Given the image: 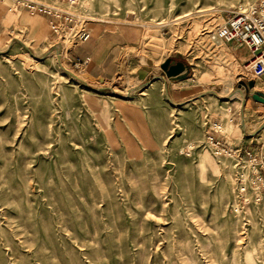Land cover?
Returning <instances> with one entry per match:
<instances>
[{
	"label": "rangeland",
	"instance_id": "374dc122",
	"mask_svg": "<svg viewBox=\"0 0 264 264\" xmlns=\"http://www.w3.org/2000/svg\"><path fill=\"white\" fill-rule=\"evenodd\" d=\"M254 7L264 20V0H0V264H264V80L211 39ZM123 24L112 82L68 60Z\"/></svg>",
	"mask_w": 264,
	"mask_h": 264
},
{
	"label": "crops",
	"instance_id": "0c3cea01",
	"mask_svg": "<svg viewBox=\"0 0 264 264\" xmlns=\"http://www.w3.org/2000/svg\"><path fill=\"white\" fill-rule=\"evenodd\" d=\"M40 23H46L51 26V21L43 16L39 18ZM136 30L128 24H123L116 28H96L87 33L88 38L83 41L80 37L74 42V45L66 52L68 60L86 61L83 65L87 75L99 82H112L117 76L120 65L126 62L130 56V48L132 47V37ZM232 50L240 56L248 57L246 48H236L233 43ZM183 82V81H181ZM180 82L172 83V85ZM177 86V85H176ZM189 85H178L177 87L168 86V96L173 104H180L192 97ZM189 90V91H188ZM264 95V92L261 93ZM251 104V103H249ZM261 113L260 118L264 121V104L256 107ZM231 119L232 123L234 121ZM222 126L229 128L230 123H222ZM218 132V131H217ZM222 134L221 132H218ZM223 135V134H222Z\"/></svg>",
	"mask_w": 264,
	"mask_h": 264
},
{
	"label": "built area",
	"instance_id": "2783aa9c",
	"mask_svg": "<svg viewBox=\"0 0 264 264\" xmlns=\"http://www.w3.org/2000/svg\"><path fill=\"white\" fill-rule=\"evenodd\" d=\"M24 8L31 15L53 16L59 18L58 15L50 13V10L41 5L34 3L25 4ZM51 21V28L55 31L56 23ZM64 22L70 21L68 15L63 18ZM56 32V31H55ZM88 34H82L80 38L85 41ZM211 39L223 44L233 43L236 48L244 47L248 51V61L245 70L254 78L264 80V20L256 14L255 7L250 13H236L228 18L225 23L218 27ZM86 61L76 60L75 67H82ZM212 141V138L209 137ZM236 153V152H235ZM246 157H253L252 153L245 152ZM256 157H253V161Z\"/></svg>",
	"mask_w": 264,
	"mask_h": 264
},
{
	"label": "water",
	"instance_id": "95a60500",
	"mask_svg": "<svg viewBox=\"0 0 264 264\" xmlns=\"http://www.w3.org/2000/svg\"><path fill=\"white\" fill-rule=\"evenodd\" d=\"M160 69L169 80H175L179 77L186 79V76L183 74L186 72L187 66L182 61L174 63L173 59L168 58L160 65ZM249 87H253V83H249ZM251 98L255 102L264 104V95L260 92L253 93Z\"/></svg>",
	"mask_w": 264,
	"mask_h": 264
},
{
	"label": "bare ground",
	"instance_id": "6f19581e",
	"mask_svg": "<svg viewBox=\"0 0 264 264\" xmlns=\"http://www.w3.org/2000/svg\"><path fill=\"white\" fill-rule=\"evenodd\" d=\"M241 10V9H240ZM244 13V12H243ZM61 50V49H60ZM63 51V50H62ZM58 55H59V51H58ZM61 57V55H59ZM140 77H143L145 75V72L144 71H140Z\"/></svg>",
	"mask_w": 264,
	"mask_h": 264
},
{
	"label": "flooded vegetation",
	"instance_id": "af4514ba",
	"mask_svg": "<svg viewBox=\"0 0 264 264\" xmlns=\"http://www.w3.org/2000/svg\"><path fill=\"white\" fill-rule=\"evenodd\" d=\"M173 62H174V63H177V62H179V60H174V59H173Z\"/></svg>",
	"mask_w": 264,
	"mask_h": 264
}]
</instances>
